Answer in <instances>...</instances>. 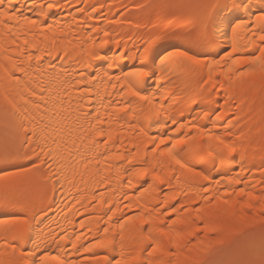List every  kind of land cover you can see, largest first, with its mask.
Segmentation results:
<instances>
[{"label":"snow or ice","instance_id":"snow-or-ice-1","mask_svg":"<svg viewBox=\"0 0 264 264\" xmlns=\"http://www.w3.org/2000/svg\"><path fill=\"white\" fill-rule=\"evenodd\" d=\"M92 7L95 16L86 15L85 9L77 7L76 14L70 13V20L61 21L63 0H0V112L6 130H11L10 135L6 131L0 150V165H11L22 172L47 170L43 181L51 183L53 193L58 184L63 187L61 181L67 170L71 169L73 177L78 175L85 183L87 176L96 188L91 193L95 203L88 205L94 209L92 215L97 205L103 209L97 225L106 217L103 227L95 229L91 216L87 224L81 218L78 223L86 229L87 236L84 231H50L40 243L37 226L47 218L44 209L33 212L27 203L5 202L0 205V226L12 235L0 245L4 249L0 256L9 249L11 252L9 258L0 259V264H17V251L30 264H264V156L259 166L250 163L247 168L241 166L235 176L227 174L236 156L246 158L254 142L249 137L245 144L233 136L230 120L237 117L219 124L223 119L220 111L191 109L186 116L181 110L163 121L157 119L163 130L149 135L141 117L150 122L161 115L159 109H149L145 115L146 110L131 100L110 98L130 95L150 104V96L142 91V85L149 79H158V70L175 65L198 76L207 85L205 91L210 100L226 84L232 87L239 82L241 87L247 84L251 88L257 80L264 81V0H193L172 5L181 10L183 18L201 36L206 37L210 28L225 40L231 33L230 48L194 51L180 43L190 30L181 25L179 17H174L175 23L169 21L168 27L161 34H154L142 50L134 49L139 62L127 71L119 61L132 59V50L108 59L103 48L112 38L106 29L90 22L102 18ZM74 29L84 31L87 38L79 37ZM101 32L103 38L98 42ZM240 32L245 38L242 46L236 40ZM168 40L177 41L170 45L171 50L160 53L153 48ZM73 41L80 42L81 49L84 44L90 45L89 63L69 73L63 63L57 62L72 55L68 45ZM203 47L214 46L209 43ZM94 81L105 87L111 84L113 89L119 84L120 92L105 93L109 97L105 100ZM261 114L260 123L264 124V106ZM204 118L211 127L201 123ZM217 127H222L223 132L214 131ZM128 130L134 134L133 140L143 136L147 142H133L129 147L122 138ZM261 135L264 136V129ZM196 139H204L207 144L200 159L211 167L203 170L183 159L181 153L187 155V148L177 150ZM164 157L173 172L174 162L190 174L179 185L186 190H173V176L160 164ZM21 161L28 163L22 165ZM2 171L5 170L0 168ZM245 172H259V191L255 183H250L254 177L244 176ZM174 178L179 180L180 176ZM157 187L159 199L140 203L144 192ZM123 201H127L123 209L131 212L135 203L138 212H123ZM236 206L242 211L238 213ZM134 220L139 221L133 229L140 234L139 242L128 249L124 243L125 226ZM249 234V242L237 247V238ZM29 242L33 247L25 253L24 245Z\"/></svg>","mask_w":264,"mask_h":264},{"label":"bare ground","instance_id":"bare-ground-1","mask_svg":"<svg viewBox=\"0 0 264 264\" xmlns=\"http://www.w3.org/2000/svg\"><path fill=\"white\" fill-rule=\"evenodd\" d=\"M193 2V0H63L65 5L64 11L59 17L61 21L64 19L70 20V13L76 14V8L85 9V14L89 16H95L96 13L93 12V7L100 13L102 17L99 20H92L91 23H95L98 28L106 29L110 36L111 41L104 46L103 53L107 54L109 60L114 56L121 55L124 51H129L132 59H122L119 62L126 65L125 71H127L132 64L138 63L139 61L135 59V48L144 47L145 42H147L154 34H161L165 28L168 27L169 21L175 23L174 17L180 18L181 25L185 26L186 29L190 30L185 41H180V43H186V46L191 47L194 51H220L222 48H230L232 37L229 33L227 40L224 39L223 35L219 32L213 34L212 29H209L207 36H201L197 33L192 25L188 23L186 18H183L181 10L172 7V5ZM201 3H213L214 0L200 1ZM102 5V7H101ZM79 37L87 38V34L79 29H74ZM103 38V33L97 37V41ZM72 39V37H69ZM237 42L242 46L245 43L244 33L240 32L236 37ZM116 41L120 43L117 44ZM177 43V41H161L158 44L153 45V48L163 53L165 50H171L170 45ZM211 44L214 47L212 49L203 47L204 44ZM99 47V43L96 45ZM90 45L84 44L83 49L80 47V42L73 41L71 45H68V50L72 52V55L64 60L58 61V65L63 63L68 72L71 73L74 68L86 67L89 63L88 49ZM75 49V51H73ZM158 62V61H157ZM91 71V69H90ZM119 71V70H117ZM158 79H149L142 85V91L146 90V93L150 96L151 103L145 104L140 101L138 97H132L130 95H114L111 99L114 100H128L133 101L134 105L143 107L145 115L149 109H159L161 115L153 117L150 122H146L141 117V123L145 124L146 130H148L149 135H156L158 132L162 131V126L157 123V119L163 121L167 115H176L181 110L185 115H189L191 109L210 110L214 109L220 111L223 119L218 122L223 124L224 120H229L230 117L236 116L237 119H231L230 123L233 126L232 132L234 137H239L240 140L247 144L248 138H252L254 141L249 148V152L246 158H242L239 155L236 156L235 162L230 166L228 171L229 176H235L239 171L241 166L247 168L250 163H255L257 166L261 163V157L264 156V151H262V146H264V136L261 135L262 129H264V124H261V108L264 106V81L257 80L255 85L249 88L247 84L243 87L237 82L232 87H228L227 84L225 88L228 91V95H225V88H221L219 93H215L212 99H209L208 93L205 91L207 85L200 82V79L195 74L187 71L185 68L178 65L168 67L164 70H158L156 73ZM95 88L99 90L101 97L105 100L109 97L105 93H119L120 86L113 89L111 84H107L105 87L104 83L93 82ZM53 87H56L53 85ZM126 91V89H125ZM95 95V91L93 92ZM76 93H73V99H75ZM241 99L244 103L241 104ZM212 100H218L219 103H212ZM230 101L225 104L224 101ZM235 105H239L236 107ZM163 106V107H162ZM65 107H68L67 103ZM75 104L72 105L74 109ZM99 107V105H97ZM191 115H197V112H191ZM131 118V117H130ZM237 120L239 122H237ZM201 123L211 124L208 122L207 118L201 120ZM0 129H5L0 133V150H3L4 141L7 134H11V130H6L5 121L3 113L0 112ZM216 132H223L222 127H217L214 129ZM134 134L131 130L123 132L122 138L125 142L131 146V143H141L145 141L146 137L139 136L133 140ZM206 139V138H204ZM204 139H196L189 141L186 145H180L179 148H187L188 153L185 155L181 153L183 159L189 160L198 170H203L204 168L211 167V164L205 161H201L200 155L207 144L204 143ZM151 147V145H148ZM199 149V151H198ZM159 151V150H158ZM143 149H141V153ZM243 163L241 164V161ZM28 162L25 161L27 165ZM167 157L160 160L165 170L173 176L172 188L176 191L186 190L179 187V185L184 183V176L190 175L184 170L179 169L178 165L173 162V167L175 172L171 168H168ZM156 164V161H153ZM11 165H0L5 171L0 173V205L5 202L9 205H20L27 203L30 205L33 212H39L40 209H44L47 218L44 219L43 224L37 226V231L40 233V240L37 242L42 243L43 240L47 239V234L51 232L60 233L67 231L69 234L73 232L79 234L81 231L85 232L87 236L86 229H81L78 221L81 218L84 219V223L87 224L88 218L91 216L93 221L92 227L95 229L97 226L103 227L106 217L100 219L99 225H97V219L102 216L103 209L98 205L95 209V214H93L94 209L90 204H94L95 201L91 199V193L96 191L94 184L85 176V181L82 182L80 176L73 177L71 169L67 170L65 173V179L61 181L63 187L59 184L57 185V190L55 193L52 191L51 183L45 184L43 177L48 174L47 170L37 172V171H21L12 170ZM9 168V169H8ZM184 175H181V173ZM252 175L254 178L250 183H255L257 191H259L261 185L257 183L260 178L259 172L248 173L245 172L243 175ZM180 176L177 180L174 177ZM116 175L113 172L112 182L116 183ZM224 187L227 184L222 182ZM239 187V186H235ZM165 191H168L165 187ZM160 188L149 189L144 192L140 198V203L153 202L159 199ZM233 200L238 199L237 197H232ZM123 201L121 203V208L123 212H127L129 215H134L138 212L135 203H133V209L130 212L128 209H123ZM108 207L107 205L104 206ZM236 211L241 212V208L236 206ZM31 215V213H29ZM111 215V213H109ZM120 213H117L119 216ZM116 217H113L115 221ZM35 224V222H34ZM139 224V221H132L125 226V246L128 249L134 248L139 242V233L134 231V227ZM95 234V233H93ZM12 232L6 231L4 226H0V245H3L5 239H11ZM90 238V237H89ZM248 239V238H245ZM33 247L31 242L24 245V252H28ZM4 249L0 247V253H3ZM11 250L0 256V259L9 258ZM15 259L17 264H30L26 256L20 251L15 254Z\"/></svg>","mask_w":264,"mask_h":264},{"label":"rangeland","instance_id":"rangeland-1","mask_svg":"<svg viewBox=\"0 0 264 264\" xmlns=\"http://www.w3.org/2000/svg\"><path fill=\"white\" fill-rule=\"evenodd\" d=\"M173 2L174 1H176V0H172ZM200 1H207V0H200ZM5 129H0V133L2 132V131H4ZM22 165H26L25 164V161H21L20 162ZM11 167V166H10ZM9 169V168H8ZM11 171L13 170H20V168H17V167H14V166H12L11 168ZM1 173V172H0ZM245 238H248V239H245ZM251 239V235L249 234V235H241V236H239L238 238H237V240H236V246L237 247H242V246H244V245H246L248 242H249V240Z\"/></svg>","mask_w":264,"mask_h":264}]
</instances>
